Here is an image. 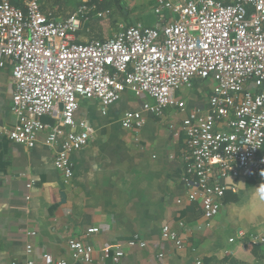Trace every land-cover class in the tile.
I'll use <instances>...</instances> for the list:
<instances>
[{"label": "built area", "instance_id": "2783aa9c", "mask_svg": "<svg viewBox=\"0 0 264 264\" xmlns=\"http://www.w3.org/2000/svg\"><path fill=\"white\" fill-rule=\"evenodd\" d=\"M151 11L153 26L120 25L110 37L81 40L83 25L109 9L82 3L56 19L42 11L40 0H0V67L11 64L10 109L16 118L5 130L11 141L28 148L42 136L55 149L56 169L70 179L71 154L92 139L89 122L76 116L79 100H98L105 113L126 90L146 94L154 103L125 111L122 127L138 131L145 113L160 116L169 107L185 112L179 131L187 187L176 202H197L202 217L212 219L229 189L227 178L264 182V0H153ZM194 80L213 82L203 108L177 98ZM98 230L90 227L87 233ZM161 236L182 246L169 225ZM125 245L147 243L133 236ZM68 246L71 261L44 253L40 261L24 264L92 261L93 249L80 240L70 239ZM102 252L113 263L124 255L118 246Z\"/></svg>", "mask_w": 264, "mask_h": 264}, {"label": "crops", "instance_id": "0c3cea01", "mask_svg": "<svg viewBox=\"0 0 264 264\" xmlns=\"http://www.w3.org/2000/svg\"><path fill=\"white\" fill-rule=\"evenodd\" d=\"M49 2L40 0L42 11L64 19L53 14L59 0ZM152 6L149 14L140 16L146 26L156 23ZM128 14L121 15L125 25L140 23L127 21ZM87 24L81 40H90L82 36L89 31ZM11 70L9 62L0 67V264L40 261L44 253L71 261L70 239L93 249L89 264H264V243L258 242L264 236V182L227 178L229 189L212 219L202 217L197 202L177 204L187 187L179 131L185 112L169 107L160 116L145 113L136 131L122 127V115L143 102L153 104L148 95L126 90L105 113L98 100L80 99L76 116L89 122L92 139L71 154L75 169L68 179L56 169L55 149L45 145L42 136L32 148L8 138L5 129L16 122L10 109ZM200 81H207L206 93L198 99L190 95L189 100V91ZM212 85L211 80H194L177 98L203 108ZM164 225L176 231L180 248L162 238ZM90 227L99 230L87 233ZM133 236L147 246L127 247ZM116 246L124 255L113 263L102 249Z\"/></svg>", "mask_w": 264, "mask_h": 264}, {"label": "rangeland", "instance_id": "374dc122", "mask_svg": "<svg viewBox=\"0 0 264 264\" xmlns=\"http://www.w3.org/2000/svg\"><path fill=\"white\" fill-rule=\"evenodd\" d=\"M88 1V0H59L57 3L58 8L54 10V15L57 18H65L70 15L78 6L79 3ZM109 1V0H107ZM111 1V0H110ZM53 0H50L49 4H52ZM113 2V1H112ZM120 5L125 7V10L129 12L126 17L127 21H140V16L142 14H146L150 12L149 5L153 4V0H121ZM152 3V4H151ZM123 12H126V11ZM110 13L104 16L101 19L92 18L89 23V31L86 30L82 34L85 39H91L92 37H109L112 36L117 30H119L120 25H125L124 18L120 14V10L114 2L109 7ZM152 14V13H151ZM152 16V15H151ZM155 20V19H154ZM87 27L84 28V30ZM207 81L196 82L194 87L189 91L188 99L190 100L192 97L190 95H195L194 99H198L204 96L207 90Z\"/></svg>", "mask_w": 264, "mask_h": 264}, {"label": "trees", "instance_id": "16d2710c", "mask_svg": "<svg viewBox=\"0 0 264 264\" xmlns=\"http://www.w3.org/2000/svg\"><path fill=\"white\" fill-rule=\"evenodd\" d=\"M114 2V4L116 5V7H118L119 8V10H120V14L121 15H124V10H125V8L123 7V6H121L120 4V1L121 0H109V1H107V0H88V1H86L85 3L86 4H88V5H92V4H95L96 5V7H97V9L98 10H107V9H109V7L112 5V3ZM81 3H83V2H81ZM81 3H79L78 5H80ZM127 11V10H126ZM89 23V22H88ZM131 22H128L126 25H131L130 24ZM88 26H90L91 24L89 23V24H87ZM101 39H103L102 37H100Z\"/></svg>", "mask_w": 264, "mask_h": 264}]
</instances>
